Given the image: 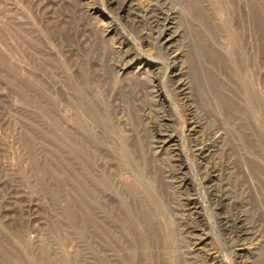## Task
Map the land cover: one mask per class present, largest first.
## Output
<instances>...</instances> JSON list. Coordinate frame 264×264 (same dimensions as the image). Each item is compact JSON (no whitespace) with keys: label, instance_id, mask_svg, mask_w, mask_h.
Listing matches in <instances>:
<instances>
[{"label":"rangeland","instance_id":"1","mask_svg":"<svg viewBox=\"0 0 264 264\" xmlns=\"http://www.w3.org/2000/svg\"><path fill=\"white\" fill-rule=\"evenodd\" d=\"M0 264H264V0H0Z\"/></svg>","mask_w":264,"mask_h":264}]
</instances>
